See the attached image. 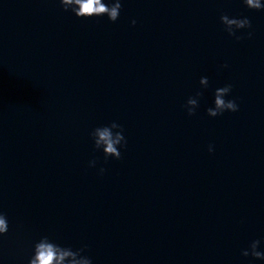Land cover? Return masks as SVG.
Returning <instances> with one entry per match:
<instances>
[{"label":"water","instance_id":"95a60500","mask_svg":"<svg viewBox=\"0 0 264 264\" xmlns=\"http://www.w3.org/2000/svg\"><path fill=\"white\" fill-rule=\"evenodd\" d=\"M223 13L247 16L252 38L229 36ZM225 83L240 110L211 118ZM112 121L128 146L105 164L90 132ZM0 211V264H28L42 235L94 264H264L241 254L264 240V11L123 0L112 23L0 0Z\"/></svg>","mask_w":264,"mask_h":264},{"label":"clouds","instance_id":"9594fccd","mask_svg":"<svg viewBox=\"0 0 264 264\" xmlns=\"http://www.w3.org/2000/svg\"><path fill=\"white\" fill-rule=\"evenodd\" d=\"M59 5L65 12H71L75 17L83 20L107 18L110 22L116 23L121 15L123 0H58ZM243 4L250 10L264 11V0H242ZM220 21L224 26V31L236 40L243 39V36L237 35L247 30V36L252 38V22L247 16H230L223 13ZM132 25L137 21L133 19ZM228 68V64L222 65ZM200 89L207 90L210 86L208 76H201L199 79ZM197 90L194 95L189 96L183 105L189 116H195L200 107V99L203 97V91ZM233 85L225 83L217 87L213 93L211 106L206 109L207 115L211 118L223 116L227 112L236 113L240 110V105L236 98H232ZM90 139L94 150L102 152L104 163L107 164L110 159H122V150H126L128 140L125 135V128L117 121L110 124L96 126L90 132ZM210 153L215 151V146H208ZM97 159L89 161L90 168H96ZM107 168L101 166L98 169L99 175H104ZM10 223L6 213L0 211V237L9 233ZM88 246L84 245L74 249L71 245L60 243L55 237L42 235L34 242L28 264H94L93 259L86 254ZM245 258L250 257L253 261L264 262V240L255 239L250 245L241 252Z\"/></svg>","mask_w":264,"mask_h":264}]
</instances>
